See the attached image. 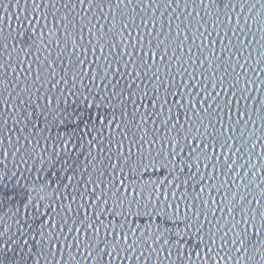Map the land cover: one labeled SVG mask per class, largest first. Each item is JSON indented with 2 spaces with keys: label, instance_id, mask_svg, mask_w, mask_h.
Listing matches in <instances>:
<instances>
[{
  "label": "snow or ice",
  "instance_id": "6c2138e0",
  "mask_svg": "<svg viewBox=\"0 0 264 264\" xmlns=\"http://www.w3.org/2000/svg\"><path fill=\"white\" fill-rule=\"evenodd\" d=\"M0 13V264H264V0Z\"/></svg>",
  "mask_w": 264,
  "mask_h": 264
},
{
  "label": "water",
  "instance_id": "95a60500",
  "mask_svg": "<svg viewBox=\"0 0 264 264\" xmlns=\"http://www.w3.org/2000/svg\"><path fill=\"white\" fill-rule=\"evenodd\" d=\"M3 16V13H0V17H2ZM14 23V22H13ZM9 166H11V165H9Z\"/></svg>",
  "mask_w": 264,
  "mask_h": 264
}]
</instances>
